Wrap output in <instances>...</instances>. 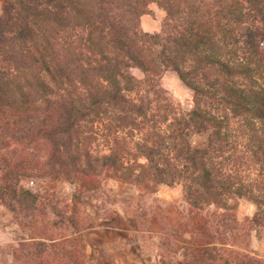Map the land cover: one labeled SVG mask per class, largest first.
<instances>
[{
    "label": "trees",
    "instance_id": "obj_1",
    "mask_svg": "<svg viewBox=\"0 0 264 264\" xmlns=\"http://www.w3.org/2000/svg\"><path fill=\"white\" fill-rule=\"evenodd\" d=\"M153 1L166 14L150 33L140 17ZM0 2V202L23 220L35 257L84 264L86 244L74 219L77 249L50 232L63 227L55 219L35 231L44 202L22 180L72 183L73 207L114 179L139 194L181 185L198 238L184 246L188 263L250 264L235 243L264 227V0ZM167 70L192 90L190 110L154 104ZM241 198L256 210L239 220Z\"/></svg>",
    "mask_w": 264,
    "mask_h": 264
},
{
    "label": "rangeland",
    "instance_id": "obj_2",
    "mask_svg": "<svg viewBox=\"0 0 264 264\" xmlns=\"http://www.w3.org/2000/svg\"><path fill=\"white\" fill-rule=\"evenodd\" d=\"M164 18L165 16L160 29ZM132 74L143 78V73L137 67L132 68ZM159 84L163 90L158 97L154 95V104L160 106L165 101H171L176 109L183 112L193 107V92L180 80L176 71H165ZM245 138L239 137V151L245 148ZM103 144L100 141L94 147L102 151L105 149ZM242 172L249 176V170ZM26 188L38 194L44 202L39 205L41 211L34 214L39 222L35 231L41 228L40 222L55 219L59 225L62 223L64 229L61 226H47L50 232L57 237L61 236L59 233H66L68 238L66 237L67 242L64 245L77 249L76 242L69 235L72 229L66 218L76 220L88 250L84 264H191L184 253V246L193 251L198 238L191 236L188 231L186 218L192 213L182 198L180 184H162L155 193L139 194L133 185L106 179L100 187L82 195L84 204H73L76 210H72L74 185L70 182L24 179L20 182L19 189ZM51 206L63 212L64 217H56ZM255 210V203L241 198L237 208L238 219L252 215ZM20 219V216L17 217L0 202V264H47L35 257L39 250L35 249L31 240L24 238L28 232L23 228V220ZM105 225L111 227L106 229ZM235 245L248 252L250 264H264V227L253 229L248 237L237 238ZM37 246L42 253L45 247L42 244ZM58 246L56 249H61ZM96 249L101 250V255H93ZM48 258L51 264H64L62 258H54L51 252Z\"/></svg>",
    "mask_w": 264,
    "mask_h": 264
},
{
    "label": "crops",
    "instance_id": "obj_3",
    "mask_svg": "<svg viewBox=\"0 0 264 264\" xmlns=\"http://www.w3.org/2000/svg\"><path fill=\"white\" fill-rule=\"evenodd\" d=\"M149 9H150L149 12L142 14L140 17V28L142 31L155 33V32H158L160 29L161 21L163 17L165 16V11L163 7H161L156 1H153L150 3ZM110 227L111 225H105L104 228L109 229ZM24 238H26V240L28 241L31 240V238H29L27 234ZM87 251L88 250L86 249V253ZM100 252L101 250L96 249L94 250L93 255H95L96 253L101 255Z\"/></svg>",
    "mask_w": 264,
    "mask_h": 264
}]
</instances>
